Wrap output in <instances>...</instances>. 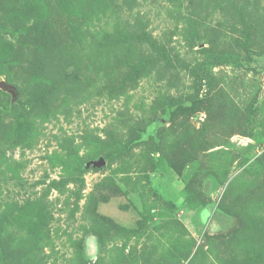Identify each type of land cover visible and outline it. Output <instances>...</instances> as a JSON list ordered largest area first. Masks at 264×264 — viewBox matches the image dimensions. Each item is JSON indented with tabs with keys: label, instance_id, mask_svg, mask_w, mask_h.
Instances as JSON below:
<instances>
[{
	"label": "rangeland",
	"instance_id": "374dc122",
	"mask_svg": "<svg viewBox=\"0 0 264 264\" xmlns=\"http://www.w3.org/2000/svg\"><path fill=\"white\" fill-rule=\"evenodd\" d=\"M0 264H264V0H0Z\"/></svg>",
	"mask_w": 264,
	"mask_h": 264
},
{
	"label": "water",
	"instance_id": "95a60500",
	"mask_svg": "<svg viewBox=\"0 0 264 264\" xmlns=\"http://www.w3.org/2000/svg\"><path fill=\"white\" fill-rule=\"evenodd\" d=\"M1 85L4 86V87H8V85H6V84H4V83H1Z\"/></svg>",
	"mask_w": 264,
	"mask_h": 264
}]
</instances>
